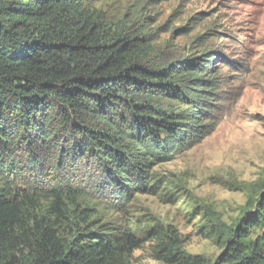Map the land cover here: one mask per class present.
<instances>
[{
	"label": "trees",
	"instance_id": "trees-1",
	"mask_svg": "<svg viewBox=\"0 0 264 264\" xmlns=\"http://www.w3.org/2000/svg\"><path fill=\"white\" fill-rule=\"evenodd\" d=\"M97 1L0 0V264H129L147 235L154 258L185 257L171 226L119 227L92 204L154 190L151 167L212 130L226 63L171 54ZM255 208L207 264H264V194Z\"/></svg>",
	"mask_w": 264,
	"mask_h": 264
},
{
	"label": "rangeland",
	"instance_id": "rangeland-1",
	"mask_svg": "<svg viewBox=\"0 0 264 264\" xmlns=\"http://www.w3.org/2000/svg\"><path fill=\"white\" fill-rule=\"evenodd\" d=\"M96 5L112 20L146 19L155 43L171 54L210 50L224 58L226 64L216 62L221 84L212 130L172 160L151 167L160 178L154 190L134 195L120 210L91 203L103 221L119 227L171 226L185 252L179 264L215 263L226 249L223 233L242 226L239 220L256 212L255 199L264 194V0H98ZM89 174L99 175L96 168L87 169ZM263 231L264 225L250 235ZM148 236L130 251L129 264H176L154 258L155 240Z\"/></svg>",
	"mask_w": 264,
	"mask_h": 264
}]
</instances>
